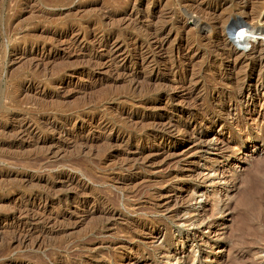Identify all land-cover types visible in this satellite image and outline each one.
I'll return each instance as SVG.
<instances>
[{"label":"rangeland","instance_id":"374dc122","mask_svg":"<svg viewBox=\"0 0 264 264\" xmlns=\"http://www.w3.org/2000/svg\"><path fill=\"white\" fill-rule=\"evenodd\" d=\"M242 1L0 0V264H264V99L253 121L239 89L264 69L221 35Z\"/></svg>","mask_w":264,"mask_h":264},{"label":"bare ground","instance_id":"6f19581e","mask_svg":"<svg viewBox=\"0 0 264 264\" xmlns=\"http://www.w3.org/2000/svg\"><path fill=\"white\" fill-rule=\"evenodd\" d=\"M253 2L254 1H252V0H243L242 1V3H241L242 6H244L248 10L247 11H244V12H242L240 14L241 16H239L240 22H238V27L235 25L234 28H236V29H233L232 30L230 28L231 30L229 29L226 32L225 26L227 25L228 22H225V23L223 22V27L221 29V35H223L222 37H223L224 44L226 46H228V49L226 48V50H227V57L229 58L228 59L229 60L228 62H230L231 69L233 70L236 67V64L239 62V60L249 59L250 58L251 60H254L255 61L254 68L255 69L258 68L259 69V74H260V72L262 71V69H264V40H262V41L259 42V41H257V38L259 36H261L264 39V10L262 8V12H261V6H260L261 4L253 5ZM202 12H204V11H202ZM211 14H212V12H211ZM206 15H208V14H206ZM209 16H210V14H209ZM163 28H165V27H163ZM164 32H165V29H159V30L157 29V31L153 33V35H154L153 36L154 43L155 44H158V46H161V44H163L162 43V35L164 34ZM238 33L240 35L237 38ZM150 37H151V35H150ZM248 45L250 46V53H245L246 46H248ZM109 48H110L109 49V52L112 51L111 49H113V48L115 49L114 46H110ZM114 49H113V51H114ZM230 58H233V59L230 60ZM245 77L243 76V78L241 79L242 80L241 81L242 82L241 83L242 88H239V89H241L240 90V97H241L240 100H243L244 106H245L246 109L247 108H250V107L253 108V112L256 115L254 117L255 119L253 121L260 120L259 118H262V116H261L262 103L261 102L264 99V98H262L261 95H259V89L262 86V83H259L260 82V76H259V78L258 77L256 78V83L255 84L254 83L251 84V86L253 85V88H251L250 83H249V85L247 84V81H245V79H246ZM247 80H249V79H247ZM252 93L255 94V96L257 98V102L260 103V106H259L258 110L255 107L256 105L253 106V104H251V102H249L247 100V98H249V96ZM229 109H230V111H229L230 115H233L232 114L233 110L231 109V107H229ZM229 113H228V115H229ZM230 117H233V116H230ZM234 120H236V119H234ZM250 122H251V120H250ZM260 122H263V120L260 121ZM249 124H251V123H249ZM179 126L178 125H170L169 127H167V129H165V130H166V133H168L169 135L168 136L163 135V137L164 138L166 137L165 139H168V138L171 139L172 137H174V134H177V131H179L178 129H180ZM190 126H191L190 124H187V127L183 128V129H185L184 130L185 132L182 131L183 129L180 131V132H183L185 134L184 137L186 138L185 139L186 141L191 142L194 145H201V144L211 145L212 144V141H213L212 139L213 138L212 139H208V136L205 135V139H202V138H204L203 137V134L202 133H198V130L197 129H194V128H193L194 130H190V128H189ZM169 142L171 143V140ZM168 146H170V144ZM168 146L165 147V149H166L165 151L166 152H168V151L170 152L171 149H172L171 147H168ZM226 149H229V140L227 139V137L225 138L224 136H221V135L218 136V137H216V150H218V151L221 152L222 150H226Z\"/></svg>","mask_w":264,"mask_h":264}]
</instances>
